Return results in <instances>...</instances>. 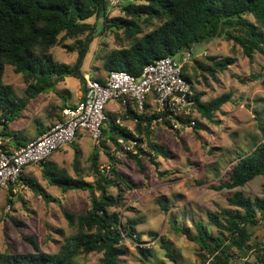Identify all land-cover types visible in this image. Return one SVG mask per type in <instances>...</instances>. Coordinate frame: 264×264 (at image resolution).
<instances>
[{
    "label": "trees",
    "instance_id": "1",
    "mask_svg": "<svg viewBox=\"0 0 264 264\" xmlns=\"http://www.w3.org/2000/svg\"><path fill=\"white\" fill-rule=\"evenodd\" d=\"M107 3L108 0H0V132L6 141L0 145L1 150L11 151L28 142L24 136L9 128L10 122L21 116L30 99L54 90L57 83L67 77L80 82V99L83 98L84 59L97 34L106 30L112 34L115 47L103 56V68L107 72L124 70L136 77L147 63L166 56L179 60L183 51L191 52L196 44L208 43L213 38H222L239 46L250 60L255 53L264 56V0H132L121 7L122 15L111 18L106 16ZM55 46L76 53L75 62L70 65L56 61L51 53ZM208 60L211 64L202 66L201 70L213 78L235 62L230 56L221 60L210 57ZM6 64L22 75L26 85L24 97L13 98L12 87L3 82ZM182 73L188 81H192L185 65ZM202 78L207 79L205 76ZM95 79L104 82V78ZM201 95L194 93L195 108L207 119L221 110L231 97L230 93H222L204 103L200 100ZM66 106L63 103L58 107L59 111H55L57 107L54 105L47 111L49 127L63 121L62 109ZM131 110L129 107L126 113H131ZM158 116L157 112L133 113V131L139 136L138 145L134 153L125 154L133 158L140 168H143L141 156H148L154 162L150 152L141 145L145 143L149 150L160 152L159 145L149 137L152 120ZM255 119L263 132L262 120L258 116ZM115 120L107 116L101 126L102 140L91 152L89 167L93 181L80 176L72 177L64 168L50 167L47 160L38 164L49 185L63 192L78 189L89 192L91 204L83 213L75 214L62 209L67 224L75 229L74 232L67 236L62 229L57 230L63 237V243L55 252L40 250L34 238L28 237L26 239L32 245V251L11 253L0 250V264H85L82 255L93 252L101 254L98 264H121V257L127 252L123 244L125 239L134 243L145 259L151 256L150 248L138 245L140 237L135 226L124 224L116 209L126 208L125 191L133 190L137 184L128 182L117 168L115 154L106 150L107 141L118 148L117 138L131 135L125 127L115 124ZM162 123L169 128L167 120ZM44 130L43 124L37 121V136ZM100 151L108 155L106 170L99 162ZM258 175L264 176V136L250 152L230 163L220 184L213 188L233 190ZM21 179L34 189L27 178ZM122 183L127 189L122 188ZM110 187H115L117 193L111 194ZM34 190L39 193V190ZM42 196L46 202L50 201L49 195ZM226 199L229 208H220L218 213L207 212L208 221L218 229L217 233H212L202 220L197 219L193 221L196 235L182 228L177 229L198 245L203 264H230L231 260L239 257L243 259L242 264H264V243H250L251 228L258 221L256 211L264 218V199L247 196L241 190H235ZM6 201L12 203L8 196ZM162 209L168 211L167 205H163ZM180 215L186 216L183 212ZM168 219L173 226L178 221L177 215H170ZM12 221L18 224L14 219ZM161 240L165 255L176 262L170 243L163 238ZM249 253L253 255L252 260L246 259Z\"/></svg>",
    "mask_w": 264,
    "mask_h": 264
},
{
    "label": "rangeland",
    "instance_id": "2",
    "mask_svg": "<svg viewBox=\"0 0 264 264\" xmlns=\"http://www.w3.org/2000/svg\"><path fill=\"white\" fill-rule=\"evenodd\" d=\"M110 1L107 3V18L122 15L121 7L132 0H117L114 4ZM102 26L101 23V28ZM114 47L113 36L109 31L97 34L83 62L84 75L104 78L107 71L103 68V56ZM51 53L56 61L70 65L76 59V53L66 52L60 46L53 47ZM191 54L185 66L186 73L191 76L193 93H202L200 100L204 103L222 93H230V100L221 110L216 111L211 119L202 117L196 110L195 126L178 131L155 124L149 137L159 145L160 152L149 150L144 143L142 148L150 152L155 163L148 156H141L143 168L116 148L114 143L106 142L107 152L115 154L117 158L118 170L127 177L130 184H137L133 190L125 191L126 208H116L120 219L124 224L131 223L135 226L140 237L138 245L150 248L152 252L145 259L136 245L125 239L123 244L127 252L121 257V264H203L198 245L177 228L196 235L193 221L197 219L202 220L215 234L218 229L208 221L207 212L218 213L220 208H229L226 198L235 190H241L250 197L260 196L264 199L262 175L233 190L213 188L220 184L230 163L250 152L264 136V131L258 128L255 119L258 116L264 127V56L255 53L250 60L243 55L239 46L222 38L196 44ZM229 56L235 59L234 64L223 72L216 73L215 78L201 70L202 66L211 64V60H208L210 57L221 60ZM202 76L207 79L204 80ZM3 82L12 87L13 98L26 95L22 75L15 73L9 64L4 66ZM81 95L80 82L67 77L58 82L54 90L30 99L21 116L10 122L9 130L24 136L26 141L34 139L37 136V121L45 129L50 128L46 117L49 109L55 105V111H59L58 107L63 103L73 106ZM105 114L109 118L117 114L113 103H107ZM80 133L82 134L77 135L75 141L51 155L47 163L54 167L55 158L60 157L57 168H64L72 177L80 176L84 180L93 181L89 166L94 145L85 137L84 131L81 130ZM99 155L101 167L106 170L108 155L104 151H100ZM24 171V178L33 183L34 189L39 190V193L31 185L25 187L23 182L14 186L16 195L11 198L7 190L0 188V250L11 253L30 252L33 250L32 245L26 238L33 237L40 250L55 252L63 243V237L57 230L62 229L67 236L75 230L67 224L62 209L75 214L83 213L91 204L89 192L80 189L63 192L49 185L43 178L39 165H28ZM121 186L126 188L123 183ZM109 192L116 194L117 189L110 187ZM42 194L49 195L50 201L46 202ZM7 196L12 203L6 201ZM163 205H167L168 211L162 209ZM182 212L185 217L180 215ZM170 215H177L175 226L169 222ZM12 219L18 224H14ZM256 219L257 224L251 228L252 244L264 243V218L258 210ZM161 238L170 243L176 262L165 255ZM252 253L246 259L252 260ZM100 256V253H89L82 255V261L85 264H98ZM242 262L243 259L239 257L231 260L230 264Z\"/></svg>",
    "mask_w": 264,
    "mask_h": 264
},
{
    "label": "built area",
    "instance_id": "3",
    "mask_svg": "<svg viewBox=\"0 0 264 264\" xmlns=\"http://www.w3.org/2000/svg\"><path fill=\"white\" fill-rule=\"evenodd\" d=\"M110 2L114 4L117 0ZM191 55L185 50L179 60L161 57L144 65L138 77L124 70H111L101 83L85 74L83 98L62 109L63 121L11 151L0 149V188L7 192L10 189V198L15 196L14 186L23 182L21 177L25 167L46 161L54 152L71 144L81 130L94 146H98L102 140L101 126L107 118L105 107L108 102L116 103L125 112L132 106L139 113L146 111V103H150L152 107L148 113H159L152 120V125H163V120H167L173 131L195 126L196 100L191 82L182 73V67ZM115 124L122 126L117 119ZM130 133L129 137L117 138L118 149L124 153H134L138 145L139 136L132 130ZM2 143L0 132V145Z\"/></svg>",
    "mask_w": 264,
    "mask_h": 264
},
{
    "label": "crops",
    "instance_id": "4",
    "mask_svg": "<svg viewBox=\"0 0 264 264\" xmlns=\"http://www.w3.org/2000/svg\"><path fill=\"white\" fill-rule=\"evenodd\" d=\"M111 103H113L114 105H115V107H116V111H117V114L114 116V118H116L117 120H119L120 121V123L121 124H125L126 125V127H125V125H122L123 127H125L127 130H129V131H133V127H134V120L132 119V117H133V113L134 112H138L134 107H132L131 106V113H126L124 110H122L119 106H117V104L116 103H114V102H111ZM151 105H150V103H146V111L145 112H149V111H151ZM139 113V112H138ZM154 126V125H153ZM47 129H45L44 131H46ZM82 133H80L79 132V134L78 135H81ZM84 135H85V137L87 138V139H89L90 140V138L84 133ZM75 141V140H74ZM91 141V140H90ZM16 148V147H15ZM53 155V154H52ZM60 157H56L55 158V161H54V166L55 167H57L56 165H57V162H58V160H60L59 159ZM24 176H26L25 175V171H24V174H23V177Z\"/></svg>",
    "mask_w": 264,
    "mask_h": 264
}]
</instances>
